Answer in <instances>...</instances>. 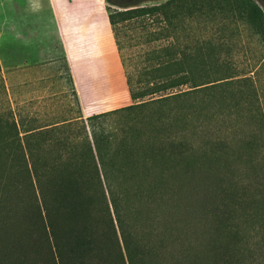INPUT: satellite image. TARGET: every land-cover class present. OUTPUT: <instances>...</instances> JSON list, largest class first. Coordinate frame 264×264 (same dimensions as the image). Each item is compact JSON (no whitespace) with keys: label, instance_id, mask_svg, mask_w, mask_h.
Returning <instances> with one entry per match:
<instances>
[{"label":"trees","instance_id":"16d2710c","mask_svg":"<svg viewBox=\"0 0 264 264\" xmlns=\"http://www.w3.org/2000/svg\"><path fill=\"white\" fill-rule=\"evenodd\" d=\"M108 1L131 7L144 0ZM175 1L174 11L165 3L109 15L112 24L160 16L166 32L154 39H167L175 24L184 27L185 20L202 15L206 38L195 50L167 43L145 53L156 63L140 70L142 86L132 97L147 99L36 127L17 121L12 112L0 114V264H111L113 256L121 264H149L130 225L118 223L120 194L138 191L137 179L150 181L140 189L150 192L166 183L160 181L181 183L195 176L213 179L204 200L217 224L213 232L189 235L191 242L188 231L177 237L191 250L176 252L173 264H233L239 233L251 249V264H264L262 246L247 229L254 217L264 221V198L251 201L254 183L241 186L233 175L250 152L264 158V141L258 143L253 134L264 133V90L256 78L264 53L253 64L245 57L246 65L239 66L228 36L231 24L242 21L264 45V0ZM0 87L6 92L1 69ZM244 125H250L249 135ZM93 189L110 210L109 250L93 230L97 221H89ZM204 244L207 259L201 261Z\"/></svg>","mask_w":264,"mask_h":264},{"label":"rangeland","instance_id":"374dc122","mask_svg":"<svg viewBox=\"0 0 264 264\" xmlns=\"http://www.w3.org/2000/svg\"><path fill=\"white\" fill-rule=\"evenodd\" d=\"M165 3L170 4L171 11L178 4L175 0H144L135 6L121 7L108 0H0V67L5 73L7 69L16 70L11 81L7 74L4 79L1 73L8 85L5 84L6 92L0 87V114L12 112L17 121L36 127L74 119L80 113L90 116L147 99L132 97V91L142 86L137 80L140 70L156 63L146 60L145 53L167 43H174L173 47L185 52L195 50L197 41L202 43L206 38L202 15L185 20L184 27L174 23L175 31H171L167 39H154L159 33L166 32L158 15L138 16L115 24L110 22L109 15ZM228 36L238 52L239 66L246 65L243 63L245 57L249 58L248 64H253L256 56L264 53V45L242 21L231 24ZM258 71L257 87L264 90V65ZM243 130L249 135L250 125H244ZM253 134L258 143L263 144L264 133L258 129ZM262 156L254 150L247 162H239L235 169L233 167V175L239 184L254 183L248 190L251 201L264 198ZM209 181L213 179L204 176L192 177L181 182L182 185L163 180L160 183H166L159 184L160 189L141 192L140 189L148 186L150 181L137 179L138 191L120 194L116 218L118 223L130 225L131 235L138 240L139 253L146 262L173 264L176 252L189 253L191 250L181 246L177 237L185 235L186 231L188 237L199 236L206 230L210 233L216 226V219L209 213L204 200L208 196L205 186ZM91 199L89 221H97L93 230L101 237L102 246L109 250L106 237L111 232L110 210L96 189H93ZM257 211L260 212L258 208ZM248 226L255 242L262 246L258 251L262 263L264 221L254 217ZM180 227L185 229L178 230ZM244 235L239 233L234 238L233 264H251V249L246 246ZM203 237L206 236L202 235V240ZM188 240L193 241L192 237ZM205 248V244L201 246V261L207 259ZM152 249H160V252L153 255ZM111 261L114 264L120 262L116 256L111 257Z\"/></svg>","mask_w":264,"mask_h":264},{"label":"crops","instance_id":"0c3cea01","mask_svg":"<svg viewBox=\"0 0 264 264\" xmlns=\"http://www.w3.org/2000/svg\"><path fill=\"white\" fill-rule=\"evenodd\" d=\"M41 58H44L45 56H40ZM0 69H1V73L3 74V78L5 79V75L4 74H7V76H8V80L9 81H11V75L16 71V70H11V71H8V69L6 70V73H5V71H4V68H1L0 67ZM28 69V68H27ZM26 69V70H27ZM40 82H42V80H40ZM44 82V81H43ZM5 84L6 85H8V83H7V81L5 80ZM14 84V83H13Z\"/></svg>","mask_w":264,"mask_h":264}]
</instances>
